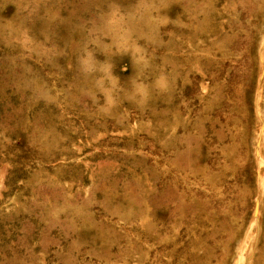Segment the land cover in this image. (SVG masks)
I'll list each match as a JSON object with an SVG mask.
<instances>
[{
    "label": "rangeland",
    "instance_id": "1",
    "mask_svg": "<svg viewBox=\"0 0 264 264\" xmlns=\"http://www.w3.org/2000/svg\"><path fill=\"white\" fill-rule=\"evenodd\" d=\"M0 264H264V0H0Z\"/></svg>",
    "mask_w": 264,
    "mask_h": 264
}]
</instances>
